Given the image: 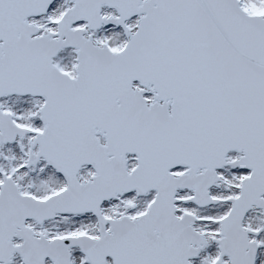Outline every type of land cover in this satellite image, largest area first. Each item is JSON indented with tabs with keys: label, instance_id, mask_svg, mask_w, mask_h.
Returning a JSON list of instances; mask_svg holds the SVG:
<instances>
[{
	"label": "snow or ice",
	"instance_id": "6c2138e0",
	"mask_svg": "<svg viewBox=\"0 0 264 264\" xmlns=\"http://www.w3.org/2000/svg\"><path fill=\"white\" fill-rule=\"evenodd\" d=\"M0 264H264V0H0Z\"/></svg>",
	"mask_w": 264,
	"mask_h": 264
}]
</instances>
